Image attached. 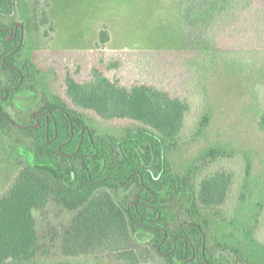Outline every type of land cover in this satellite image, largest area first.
Listing matches in <instances>:
<instances>
[{"label": "trees", "instance_id": "trees-1", "mask_svg": "<svg viewBox=\"0 0 264 264\" xmlns=\"http://www.w3.org/2000/svg\"><path fill=\"white\" fill-rule=\"evenodd\" d=\"M181 11L185 51H203L201 65L185 70L197 113L190 128L188 102L147 82L122 85L99 67L83 82L67 74L63 94L53 92L34 55L22 51L24 35L30 39L39 29L36 7L0 0V148L12 140L23 157L0 194V264H43L55 257L103 264H264L256 225L243 229L241 245L227 230L235 229L234 215L223 208L231 173L205 171L226 151L207 146L186 170L168 159L209 122L205 80L214 56L232 71L255 70L252 111L264 130V0H181ZM108 38L102 29L99 41ZM88 111L127 123L123 134L97 132ZM249 166L246 158L245 178ZM51 204L69 223L52 230L55 237L46 243L33 213L45 216ZM253 215L256 222L258 213Z\"/></svg>", "mask_w": 264, "mask_h": 264}, {"label": "rangeland", "instance_id": "rangeland-1", "mask_svg": "<svg viewBox=\"0 0 264 264\" xmlns=\"http://www.w3.org/2000/svg\"><path fill=\"white\" fill-rule=\"evenodd\" d=\"M27 1L30 8L36 7L35 23L39 29L31 34L30 39L24 35L26 42L22 51L34 55L53 92L63 94L67 74L83 82L89 78L93 67H99L106 77L116 79L122 85L147 82L185 100L190 104L185 117L186 127H191L197 116L195 90L187 84L190 72L185 70L202 62L203 51H185L181 0ZM14 13L18 15L15 23L18 28L22 25V18L16 2ZM102 29H106L109 37L105 43L99 41ZM111 62L117 65L113 66ZM210 64L205 80V96L210 104L209 122L196 140L174 148L168 159L173 166L186 170L207 146L225 150L227 157L204 168L205 171L223 169L232 175L223 208L234 215L235 231L229 226L227 230L241 245L245 242L243 229L256 225L255 236L264 242V130L252 111L255 70L248 67L245 71H232L216 56ZM88 114L90 125L97 132L123 134L127 123L105 121L90 111ZM11 135L14 139L20 136L18 132ZM10 141L3 142L0 148V194L19 173L20 160L23 159L18 146ZM246 158L250 165L247 178L244 174ZM46 211L45 216L38 211L33 214L41 241L47 243L49 238L55 237L52 230L59 226V229L63 228L69 221L58 215L54 204ZM256 212L255 222L253 213ZM57 251L61 250L58 248ZM43 264L103 262L93 258L55 257Z\"/></svg>", "mask_w": 264, "mask_h": 264}, {"label": "flooded vegetation", "instance_id": "flooded-vegetation-1", "mask_svg": "<svg viewBox=\"0 0 264 264\" xmlns=\"http://www.w3.org/2000/svg\"><path fill=\"white\" fill-rule=\"evenodd\" d=\"M16 27V26H15Z\"/></svg>", "mask_w": 264, "mask_h": 264}]
</instances>
